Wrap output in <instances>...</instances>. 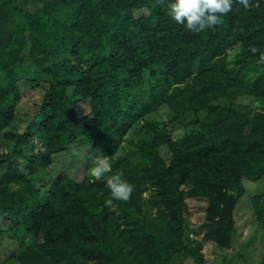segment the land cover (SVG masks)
<instances>
[{"label": "trees", "instance_id": "obj_1", "mask_svg": "<svg viewBox=\"0 0 264 264\" xmlns=\"http://www.w3.org/2000/svg\"><path fill=\"white\" fill-rule=\"evenodd\" d=\"M249 2L192 33L158 0H0V264H205V240L232 246L246 183L264 233V64L248 50H264V0ZM20 81L40 92L27 117ZM74 144L84 169L54 175ZM96 154L128 201L104 203Z\"/></svg>", "mask_w": 264, "mask_h": 264}, {"label": "rangeland", "instance_id": "obj_2", "mask_svg": "<svg viewBox=\"0 0 264 264\" xmlns=\"http://www.w3.org/2000/svg\"><path fill=\"white\" fill-rule=\"evenodd\" d=\"M29 47L23 52L24 53V68L23 72L31 76L35 73L36 67L29 58L28 54ZM239 48L232 49L230 51V59L233 62L238 57ZM23 55V54H22ZM255 77V73L252 72L247 75V78L251 81ZM21 93H22V103L20 106V111L18 113L26 116L32 114L36 111V104L39 98L40 92L32 87V84L23 81L19 82ZM77 110L79 114L86 115L90 112V105L86 101L77 103ZM160 120L163 116H159ZM27 120V119H26ZM175 124L173 126V131L181 135L183 133V124ZM2 144L0 143V152L2 151ZM77 149L81 154L75 155L72 150ZM87 153V148L81 145H75L72 147L71 152L62 156L61 163H54L52 167V172L54 175L61 172H72L73 170H78L82 172L85 167V155ZM5 169V165L2 166V171ZM246 195L239 201L236 209V222L238 226V234L231 247L229 248H219L212 241L205 240L203 246V252L205 256V264H261V259L264 254V233L258 231L254 217L252 215V210L250 207V196L261 190L262 185L258 186L253 183H246ZM191 206H195L196 213L193 212L195 219L198 223L201 222L202 205L203 203L197 199L190 200ZM4 222V220H3ZM261 231V230H260ZM256 233L257 235L255 236ZM261 233V234H260ZM199 238H203V233L199 235ZM42 240V236L39 237ZM4 260V252L2 246L0 247V263ZM89 264H95L91 262Z\"/></svg>", "mask_w": 264, "mask_h": 264}, {"label": "clouds", "instance_id": "obj_3", "mask_svg": "<svg viewBox=\"0 0 264 264\" xmlns=\"http://www.w3.org/2000/svg\"><path fill=\"white\" fill-rule=\"evenodd\" d=\"M158 2L165 8L169 17L192 33H200L222 23L221 18L232 11L233 4V0H158ZM237 2L245 9L251 7L249 0ZM248 50L253 54L259 53L257 63L264 64V50L255 45H250ZM72 152L75 155L81 154L77 149H73ZM88 159L91 160L89 175L95 181H104L109 190L110 198L104 203L112 207L113 201H128L134 186L126 181L122 174L113 172L108 157L96 154L89 155ZM20 170L24 171L23 168Z\"/></svg>", "mask_w": 264, "mask_h": 264}]
</instances>
